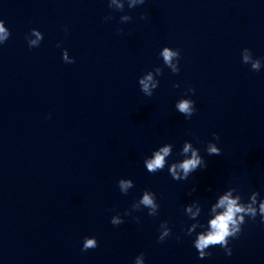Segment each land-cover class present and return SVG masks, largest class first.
Wrapping results in <instances>:
<instances>
[{"label":"water","instance_id":"95a60500","mask_svg":"<svg viewBox=\"0 0 264 264\" xmlns=\"http://www.w3.org/2000/svg\"><path fill=\"white\" fill-rule=\"evenodd\" d=\"M124 12L132 19L119 23L107 0H0L10 31L0 46V264H132L140 252L145 264H264L258 217L245 218L229 257L215 246L198 260L180 232L192 199L206 210L227 186L264 195V68L240 62L244 47L264 58V0H145ZM32 28L43 39L30 49ZM165 45L180 50L176 74L157 55ZM61 47L74 63L61 61ZM153 66L162 75L145 97L136 78ZM188 86L196 112L185 120L173 103ZM213 132L219 156L203 151ZM184 140L205 169L185 181L145 171L153 148L171 143L173 159ZM119 178L133 181L127 195ZM143 189L157 194L159 214L111 225ZM161 220L172 235L157 243ZM85 235L97 247L82 252Z\"/></svg>","mask_w":264,"mask_h":264},{"label":"clouds","instance_id":"9594fccd","mask_svg":"<svg viewBox=\"0 0 264 264\" xmlns=\"http://www.w3.org/2000/svg\"><path fill=\"white\" fill-rule=\"evenodd\" d=\"M145 3V0H107V7L116 12L122 13L119 18V23L129 22L132 17L124 12L125 5L128 9L139 7ZM112 17L105 16L103 20L110 21ZM140 19H144V14L141 13ZM117 33L120 28H116ZM10 31L6 27L5 22L0 19V46L8 40ZM43 34L36 28H32L25 34L24 40L28 48L39 47ZM60 47L59 42L56 45ZM162 65L167 68L170 73L176 74L179 72L180 50L169 46H162L158 53ZM60 59L62 62L71 64L74 63V58L69 56L68 50L60 48ZM240 62L248 65L251 71H260L264 68V58L255 57L252 51L247 48L240 49ZM162 75L161 66H153L150 70L143 72L136 78L139 91L145 97H151L153 91L158 87L159 79ZM173 88L179 87V84L173 82ZM195 90L188 86L185 92L175 99L173 103L174 110L183 116L185 120L191 119L196 112L195 101L190 97ZM212 139L204 144L203 151L208 156H219L221 149L218 147L219 136L213 132ZM200 148L193 145L192 141L184 140L173 159H169L173 155V145L171 143H162L153 148L149 155L142 159V165L146 172L154 174L164 171L166 168L167 174L173 181H185L197 169L203 170L206 168V161L200 154ZM133 181L130 178H119L116 181V187L120 194L127 195L129 189L133 188ZM196 191L193 185L188 195L191 196ZM207 191H212L211 188ZM206 210L201 202L192 199L185 203L182 207L184 216L188 221H191L182 227L180 232L183 237L190 239V245L195 250L196 258L203 260L211 255L209 249L219 246L223 250L226 257L232 255V247L230 240L239 238L242 232V225L245 224V218L248 221L258 223L264 230V195L259 191L253 190L244 199L236 187L227 186L222 190L214 192L213 197L205 202ZM160 205L157 203V194L150 189L141 190L139 197L134 199L128 209H125L121 215L119 212L111 215L109 223L113 226L123 224L124 218L130 216L134 212L146 210V215L149 217L157 216ZM139 222V217H132ZM156 242L163 243L166 238L172 235V229L169 227L167 220H161L157 228ZM176 240L182 237L180 234L175 236ZM97 247V239L95 236L85 235L81 238L80 250L86 251ZM132 264H145L144 253L140 252L132 259Z\"/></svg>","mask_w":264,"mask_h":264}]
</instances>
